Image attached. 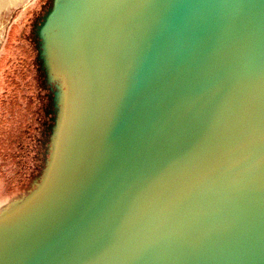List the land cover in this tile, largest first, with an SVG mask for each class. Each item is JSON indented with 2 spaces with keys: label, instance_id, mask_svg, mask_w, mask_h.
Wrapping results in <instances>:
<instances>
[{
  "label": "water",
  "instance_id": "water-1",
  "mask_svg": "<svg viewBox=\"0 0 264 264\" xmlns=\"http://www.w3.org/2000/svg\"><path fill=\"white\" fill-rule=\"evenodd\" d=\"M73 1L81 97L57 69L63 143L0 200L36 197L0 264H264V0Z\"/></svg>",
  "mask_w": 264,
  "mask_h": 264
},
{
  "label": "rangeland",
  "instance_id": "rangeland-1",
  "mask_svg": "<svg viewBox=\"0 0 264 264\" xmlns=\"http://www.w3.org/2000/svg\"><path fill=\"white\" fill-rule=\"evenodd\" d=\"M74 3L73 0H23L0 11V64H2L0 68V118L4 119V125L0 127V141L3 142L2 145L0 144V179L4 182L5 191L12 192L30 181L31 156L33 155L30 147L38 137V132L43 131L41 123L45 124L48 116H45L44 108H41L49 105L46 101L47 97L51 98L50 93H54L57 97L58 106L64 107L61 91L63 81L57 75V69L69 72L70 84L64 92L65 98L79 99L81 97V92L77 89L80 78L76 74L78 72L73 73L72 69L74 62L79 61L77 58H84L86 50L78 49L72 56L70 54L72 52L64 48L66 39L62 41L60 38L61 45L57 42L58 30L71 33L74 26L76 29L75 23H79L78 26L82 25L81 22L87 18V12L84 9L73 13V7L76 9ZM33 23L38 24L35 28L38 32L34 34L36 39L32 40L30 31ZM18 33H21V36L29 43L27 40L16 37L9 46L10 36ZM23 43L28 45L29 51L32 52L30 61L32 66H24V56L28 54L25 53L26 51L23 54L21 49L24 47ZM6 52L10 55L14 53V56H10L12 59L10 62L8 57L1 58ZM61 52L65 54L64 57L62 55L63 59H59ZM42 54L47 57L45 61L35 59V56L36 58L37 56L42 57ZM40 71H48L50 76L48 82L53 84L54 89L42 88L38 84L37 76ZM36 98L41 100L38 107ZM62 108L58 121L60 130L65 125ZM69 110L72 111L71 108ZM46 114L52 115V112ZM49 118L47 124L52 127L55 124L54 118H57V113ZM55 140L53 149L48 152L45 159L46 168L63 143L62 132L57 134Z\"/></svg>",
  "mask_w": 264,
  "mask_h": 264
},
{
  "label": "flooded vegetation",
  "instance_id": "flooded-vegetation-1",
  "mask_svg": "<svg viewBox=\"0 0 264 264\" xmlns=\"http://www.w3.org/2000/svg\"><path fill=\"white\" fill-rule=\"evenodd\" d=\"M37 27H38V24L37 23H33L31 31H30L31 32L30 38L32 40L36 39L34 34H36L38 32L35 29ZM16 37H19L21 40H24V41L27 40L26 38L21 36V33L20 34L18 33L15 36H10L9 43H8L9 46L13 43V41L16 39ZM27 42L29 43L28 40H27ZM30 46H32V44H30ZM28 47H29L28 45L24 44V47L21 48L22 51H23V54H24V51H26L25 53L28 54L27 56L23 55L24 56V66L25 67L27 65L28 66H32V64L30 63V61L32 60V52L29 51ZM10 56H14V53H12V55H10L9 53L6 52L1 58L3 59V58H7L8 57V60L10 62L12 60L10 58ZM46 58L47 57L45 55H43L42 57H38L37 56V58L35 56L36 60L37 59H40V60L42 59V60L45 61ZM1 67H2V64H0V68ZM9 70H11V68H9ZM48 79L50 80V76H49L48 71H45V72L40 71V73H38V76H37L38 84L41 85L42 88L49 87V90L54 89L53 84L49 83ZM39 85H37V86L40 87ZM34 89H36L35 86H34ZM35 97H38V96L35 95ZM50 97L51 98L47 97V101H46V103H48L49 105L45 106V107L42 106V108H41V109L44 108L45 116H48V117H46L47 120H46L45 124H43V122L41 123V127L43 128V131L38 132V137L36 138L35 142H33L34 143L33 146L30 147L31 151H33V155L31 156V165H32L31 170H30L31 174L46 159V157L48 156V151L50 149V141H51V137H52V132H51L52 128L50 127L49 124H47V122L50 120L49 116L53 117L54 113L55 114L57 113V104H56L57 99L55 98L54 93L53 94L50 93ZM40 101L41 100H39V98L36 100L37 107H38V104H39ZM47 112H52V115L51 114H46ZM55 119L56 118H54V120ZM57 119H58V116H57ZM3 125H4V119L0 118V127L2 128ZM0 144L2 145L3 142L0 141ZM3 183H4L3 180L1 181V179H0V189H3L5 191V188H3V186H4ZM5 192H9V191H5Z\"/></svg>",
  "mask_w": 264,
  "mask_h": 264
},
{
  "label": "bare ground",
  "instance_id": "bare-ground-1",
  "mask_svg": "<svg viewBox=\"0 0 264 264\" xmlns=\"http://www.w3.org/2000/svg\"><path fill=\"white\" fill-rule=\"evenodd\" d=\"M23 0H0V11L2 9H5L7 7H10V6H13L14 4L16 3H19ZM52 137H53V133H52ZM51 137V141H50V148H51V145H52V142H53V138ZM50 151V149H49ZM48 151V152H49ZM67 159L64 158V157H59L56 159L55 161V165H54V168H53V172H57V171H60L63 166H64V162H66ZM44 162L45 160L36 168V170L31 174L30 176V181L27 183V184H23L21 186H19L18 188H16L17 191H22V190H27L31 187L32 183L33 182H38V180L41 178V176L43 175L44 173ZM48 178V177H47ZM55 176H50L47 180V184H50V183H53V181L55 180ZM2 189H0V200L4 197H8L7 195L9 194H3V196H1L2 194ZM36 192V191H35ZM34 191L29 194V195H24V196H21L19 195L17 199H14V200H9V201H6L5 203L3 204H0V220H7V219H10L12 218L13 216H15L16 214H18L22 209L23 207L28 203L30 202V200L32 199H36V197L34 198ZM22 198H24V200H21Z\"/></svg>",
  "mask_w": 264,
  "mask_h": 264
},
{
  "label": "crops",
  "instance_id": "crops-1",
  "mask_svg": "<svg viewBox=\"0 0 264 264\" xmlns=\"http://www.w3.org/2000/svg\"><path fill=\"white\" fill-rule=\"evenodd\" d=\"M2 191H3V192H2V194H1V196H3V194H6V193L8 194V193L10 192V191H9V192H5L3 189H2Z\"/></svg>",
  "mask_w": 264,
  "mask_h": 264
}]
</instances>
